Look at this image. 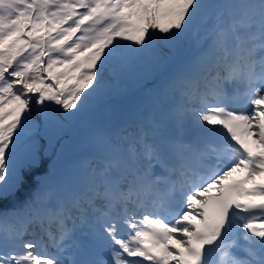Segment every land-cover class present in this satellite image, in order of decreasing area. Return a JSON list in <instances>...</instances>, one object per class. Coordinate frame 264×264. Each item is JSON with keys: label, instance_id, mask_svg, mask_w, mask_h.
I'll return each instance as SVG.
<instances>
[{"label": "snow or ice", "instance_id": "1", "mask_svg": "<svg viewBox=\"0 0 264 264\" xmlns=\"http://www.w3.org/2000/svg\"><path fill=\"white\" fill-rule=\"evenodd\" d=\"M0 264H264V0H0Z\"/></svg>", "mask_w": 264, "mask_h": 264}, {"label": "rangeland", "instance_id": "2", "mask_svg": "<svg viewBox=\"0 0 264 264\" xmlns=\"http://www.w3.org/2000/svg\"><path fill=\"white\" fill-rule=\"evenodd\" d=\"M103 118L106 119V120H108L107 115L106 116H103Z\"/></svg>", "mask_w": 264, "mask_h": 264}, {"label": "bare ground", "instance_id": "3", "mask_svg": "<svg viewBox=\"0 0 264 264\" xmlns=\"http://www.w3.org/2000/svg\"><path fill=\"white\" fill-rule=\"evenodd\" d=\"M136 90H139V89H142V88H137V87H134Z\"/></svg>", "mask_w": 264, "mask_h": 264}]
</instances>
